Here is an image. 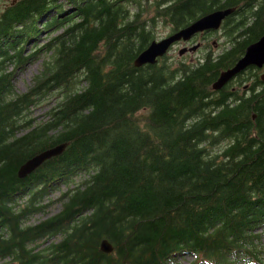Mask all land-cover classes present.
<instances>
[{
	"label": "trees",
	"instance_id": "trees-1",
	"mask_svg": "<svg viewBox=\"0 0 264 264\" xmlns=\"http://www.w3.org/2000/svg\"><path fill=\"white\" fill-rule=\"evenodd\" d=\"M46 1L0 6V264H264L263 68L213 87L264 34V0H74L44 22L63 30L26 53ZM229 6L222 50L213 31L196 61L135 65L160 24L171 32ZM40 52L18 92L17 72ZM47 98L45 117L32 116ZM62 185L61 208L30 221Z\"/></svg>",
	"mask_w": 264,
	"mask_h": 264
},
{
	"label": "rangeland",
	"instance_id": "rangeland-1",
	"mask_svg": "<svg viewBox=\"0 0 264 264\" xmlns=\"http://www.w3.org/2000/svg\"><path fill=\"white\" fill-rule=\"evenodd\" d=\"M12 0H0V6L3 9L6 6L11 5ZM74 0H48L46 1V4L43 7V10L36 14L37 19L34 23V28L38 29L37 34L31 36L29 39V42H27V45L25 47V52L30 53L42 46L51 36L61 32L63 28L56 30V26H53L51 28H47L44 26V22L48 20V18L53 17L54 15H57L61 20H64L67 18L73 11H74ZM36 25V26H35ZM170 27L165 26L163 24H160L158 27V36L157 38H161L168 34L170 32ZM30 32V31H29ZM208 39H206L202 35H198L196 38L191 40L187 43H176L171 47V49L168 51V60H178L180 58L188 60V61H196L198 58L202 57L204 53L210 49L209 45H205L204 43L207 42ZM226 38L223 35V30L218 29L214 30V33L210 36L209 41L213 45V49L216 50H222L224 48V42ZM202 42V46L199 47L197 50H188L184 54H180L179 50L184 45L191 46L194 43ZM208 43V42H207ZM45 54L43 52L39 53V56L29 60L20 70L17 72L14 82L15 87L18 92H22L27 90L31 84L33 83L34 76L39 72L43 60H44ZM264 69H262L263 71ZM50 97V96H49ZM55 97L51 99L52 102H55ZM48 98L45 99L41 104L38 106H35L32 108L31 114L32 116H35L39 118V120L43 119L45 117V112L48 109ZM218 149V147H215ZM76 178L75 180H77ZM68 189L67 185H62L60 189H57L55 192L52 193L51 197L54 200L52 204L42 212L37 213L33 217H31L30 221H37L41 218L47 217L48 215L58 211L61 208V201L58 199L62 193ZM48 241H46L44 244H47ZM43 244V245H44ZM260 244L264 247V231L263 235L261 236ZM193 259V256L186 255L185 257L180 259V263H172V264H190L191 260ZM246 264H257L256 262H250Z\"/></svg>",
	"mask_w": 264,
	"mask_h": 264
},
{
	"label": "water",
	"instance_id": "water-1",
	"mask_svg": "<svg viewBox=\"0 0 264 264\" xmlns=\"http://www.w3.org/2000/svg\"><path fill=\"white\" fill-rule=\"evenodd\" d=\"M235 10L236 6L216 8L201 15L191 23L177 30L169 32L161 38L153 39L150 44L137 55L134 60L135 65L141 66L146 63H156L159 57L165 55L171 46H173L177 41H188L199 32L219 29L225 18ZM199 45L200 43L197 42L191 46H183L180 48L179 52L180 54H183L187 50H196ZM249 66H264V34L259 39L253 41L247 46L244 54L233 66L221 71L219 77L213 83V87L215 89H220L237 74L247 69ZM261 77L264 80V71L262 72ZM67 145L68 141L61 142L34 154L21 164L18 172L19 176H27L38 166H40L46 159L61 154ZM101 248L106 252H111L114 250V245L108 238H104L101 241Z\"/></svg>",
	"mask_w": 264,
	"mask_h": 264
},
{
	"label": "flooded vegetation",
	"instance_id": "flooded-vegetation-1",
	"mask_svg": "<svg viewBox=\"0 0 264 264\" xmlns=\"http://www.w3.org/2000/svg\"><path fill=\"white\" fill-rule=\"evenodd\" d=\"M24 1H28V0H12V2H11V4H15V3H18V2H24ZM9 6V5H8ZM8 6H6V7H8ZM211 32H213L212 30H205V31H203V32H200V33H198V34H196L195 35V38L198 36V35H202V36H207V34H209V33H211ZM191 40H189V41H178V42H176V43H180V42H182V43H187V42H190ZM200 43V45H199V47H201L202 46V42H199ZM187 46V45H186ZM187 52V51H186ZM264 69V68H263Z\"/></svg>",
	"mask_w": 264,
	"mask_h": 264
},
{
	"label": "bare ground",
	"instance_id": "bare-ground-1",
	"mask_svg": "<svg viewBox=\"0 0 264 264\" xmlns=\"http://www.w3.org/2000/svg\"><path fill=\"white\" fill-rule=\"evenodd\" d=\"M19 172V171H18ZM19 174V173H18ZM30 174V173H29Z\"/></svg>",
	"mask_w": 264,
	"mask_h": 264
}]
</instances>
